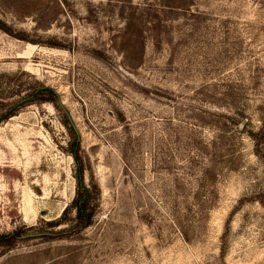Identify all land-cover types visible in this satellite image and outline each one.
<instances>
[{
    "label": "rangeland",
    "instance_id": "1",
    "mask_svg": "<svg viewBox=\"0 0 264 264\" xmlns=\"http://www.w3.org/2000/svg\"><path fill=\"white\" fill-rule=\"evenodd\" d=\"M14 105L0 264H264V0H0Z\"/></svg>",
    "mask_w": 264,
    "mask_h": 264
},
{
    "label": "trees",
    "instance_id": "2",
    "mask_svg": "<svg viewBox=\"0 0 264 264\" xmlns=\"http://www.w3.org/2000/svg\"><path fill=\"white\" fill-rule=\"evenodd\" d=\"M52 95L54 97L56 96L52 91ZM42 94V93H41ZM53 100V99H52ZM16 105L9 107L1 116H0V122L1 121H7L10 118L14 116V113L16 111ZM77 150L73 152V157L74 159L78 162L79 164V170H77V183L79 187L78 194L74 200L73 208L76 210L75 213V219L73 221H67V222H73V226L70 227V232H79L82 231L89 226H91L93 218H94V210H95V205L94 203V198L92 195V192L90 188L86 187L84 185V171L82 167L80 166V158L78 156V148H79V142L77 141ZM67 211V208L65 209L64 213ZM66 222V221H65ZM69 227V226H68ZM17 233H14L13 235H8V236H3L0 237V243L7 241L9 238L16 236ZM8 242V241H7ZM6 242V243H7Z\"/></svg>",
    "mask_w": 264,
    "mask_h": 264
}]
</instances>
